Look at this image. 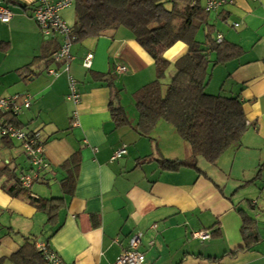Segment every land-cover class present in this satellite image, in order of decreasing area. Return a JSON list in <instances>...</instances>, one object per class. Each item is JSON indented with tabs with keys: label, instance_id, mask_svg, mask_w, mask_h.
<instances>
[{
	"label": "crops",
	"instance_id": "obj_1",
	"mask_svg": "<svg viewBox=\"0 0 264 264\" xmlns=\"http://www.w3.org/2000/svg\"><path fill=\"white\" fill-rule=\"evenodd\" d=\"M14 1L10 20L0 21V97H31L16 122L37 133L50 167L38 172L29 189L19 185L22 191L10 194L12 176L29 172L30 166L19 141L0 139V170H10L0 175V259L28 238L45 242L65 264H112L128 248L130 236L139 233L144 264H264V0H225L207 12L212 35L241 52L211 66L206 91L239 97L247 129L216 165L199 159L197 170L161 167V159L189 157L173 126L159 123L147 137L135 128L137 110L126 108L124 95L134 101V93L156 72L154 60L128 29L75 41L68 64H57L53 53L60 38L39 31L32 15L37 0ZM206 1L191 3L204 7ZM61 16L72 26L74 5L62 9ZM205 32L202 25L196 40L202 42ZM187 51L181 41L165 51L164 84ZM87 53L93 55L89 68L82 65ZM68 73L77 82V105L66 99ZM114 88V101L129 118L126 125L117 126L111 116ZM75 109L77 126L71 125ZM121 145L127 153L110 161ZM31 195L61 199L50 219ZM244 218L251 221L248 236L254 237L248 245L241 231ZM202 229L214 234L204 241L192 237Z\"/></svg>",
	"mask_w": 264,
	"mask_h": 264
},
{
	"label": "trees",
	"instance_id": "obj_2",
	"mask_svg": "<svg viewBox=\"0 0 264 264\" xmlns=\"http://www.w3.org/2000/svg\"><path fill=\"white\" fill-rule=\"evenodd\" d=\"M1 1L8 7L16 4L14 0ZM72 4L75 11V22L71 26L72 43L122 27L132 33L154 60L155 79L134 93L138 114L135 128L141 136L147 137L157 122L163 120L173 126L189 148L186 159L159 160L163 169L189 167L197 170L199 159L216 165L225 150L240 144L247 129L242 101L236 96L210 94L206 86L211 66L224 63L238 55L241 49L223 39L218 41L212 35L204 7L197 2L191 3V0H73ZM202 25H206V32L201 42L196 40V34ZM57 36L60 43L56 51L61 45V37ZM178 41L185 43L188 51L175 61V73L164 84L162 79L169 66L164 53ZM211 53L215 54L214 60L210 59ZM111 77H107L109 87H113ZM163 86L166 87L164 92ZM117 94L118 89H112L110 110L115 124L122 126L129 123V118L114 101ZM8 119L22 127L16 117ZM8 173L7 168L0 170V175ZM18 177L19 174L12 176L15 183L8 189L10 194L22 191ZM29 198L38 209L47 213L49 219L61 201L60 198L43 199L33 195ZM251 229V221L244 218L241 231L247 245L254 239L253 235L248 236L247 231ZM34 242L25 239L20 249L10 257L1 258L0 264H46Z\"/></svg>",
	"mask_w": 264,
	"mask_h": 264
},
{
	"label": "built area",
	"instance_id": "obj_3",
	"mask_svg": "<svg viewBox=\"0 0 264 264\" xmlns=\"http://www.w3.org/2000/svg\"><path fill=\"white\" fill-rule=\"evenodd\" d=\"M73 0H60L53 2L51 0H37L36 6L33 9V19L39 31L43 36L59 35L61 37V45L53 55L55 63L68 64L72 56L70 47L72 44L71 26L62 18L61 11L65 7L71 5ZM225 0H207L204 5V10L207 12L216 11ZM12 16V12L0 0V21L8 22ZM238 24L235 23L234 26ZM222 39L221 35H217V40ZM92 53H87L82 60V65L85 68L91 66ZM68 70L67 66L65 68ZM118 70L125 71V67H119ZM49 72L58 75V71L50 69ZM68 91L66 99L77 105L80 101V93L77 89V82L69 73L67 74ZM31 105V97L26 94H14L11 96L0 97V139L17 140L26 156L30 171L19 174L18 183L22 189H29L34 182V178H38V172L46 171L50 167V163L44 154V146L42 140L37 133H32L25 130L13 122L8 117H17L23 110L28 109ZM78 112L73 110L71 113V125L77 126ZM127 153L126 145H121L116 149L110 161L121 158ZM192 237L199 240H206L211 237L208 230H195L191 233ZM129 246L124 249L114 260L112 264H144V253L139 250L141 243V235L133 234L129 238ZM35 248L41 253L46 264H65L61 258L41 241L35 240Z\"/></svg>",
	"mask_w": 264,
	"mask_h": 264
},
{
	"label": "rangeland",
	"instance_id": "obj_4",
	"mask_svg": "<svg viewBox=\"0 0 264 264\" xmlns=\"http://www.w3.org/2000/svg\"><path fill=\"white\" fill-rule=\"evenodd\" d=\"M124 102H125V105L127 106L126 108H128V109L131 108L134 111L136 110L135 105H134V101H133V99H132V97L130 95H124ZM163 122H164L163 120H160V121L157 122L156 125L158 126L159 123H163ZM164 123H166V122H164ZM155 127L153 128V130L151 131V133H153V131L155 130ZM158 133L161 134V137H165V132L162 133V131H159Z\"/></svg>",
	"mask_w": 264,
	"mask_h": 264
}]
</instances>
